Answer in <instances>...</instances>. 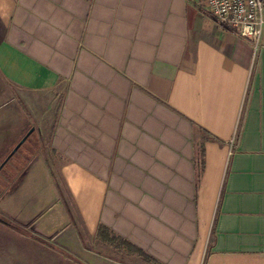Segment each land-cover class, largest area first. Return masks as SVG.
I'll list each match as a JSON object with an SVG mask.
<instances>
[{"label": "crops", "instance_id": "obj_1", "mask_svg": "<svg viewBox=\"0 0 264 264\" xmlns=\"http://www.w3.org/2000/svg\"><path fill=\"white\" fill-rule=\"evenodd\" d=\"M205 11L0 0V222L17 199L45 218L49 181L58 231H106L150 264H264V44ZM46 90L48 142L31 104Z\"/></svg>", "mask_w": 264, "mask_h": 264}, {"label": "rangeland", "instance_id": "obj_2", "mask_svg": "<svg viewBox=\"0 0 264 264\" xmlns=\"http://www.w3.org/2000/svg\"><path fill=\"white\" fill-rule=\"evenodd\" d=\"M195 1L205 11L201 0ZM38 94L35 93V100L31 103L32 112L41 110L45 117L34 118L33 125L35 130L43 132L44 142H48L60 98L53 95V90ZM55 190L56 187L48 181V213L45 218L42 215L39 221L35 220L37 213L34 212L39 210H34L32 200L30 207H22L26 202L22 199H17L16 205L9 207L11 226L0 222V264H150L112 235L98 233L90 238L81 233L79 237L71 235L66 228L58 231L64 219L60 216L61 207ZM28 215L30 218H27ZM38 223L45 225L46 229H40ZM204 252L205 244L202 257Z\"/></svg>", "mask_w": 264, "mask_h": 264}, {"label": "built area", "instance_id": "obj_3", "mask_svg": "<svg viewBox=\"0 0 264 264\" xmlns=\"http://www.w3.org/2000/svg\"><path fill=\"white\" fill-rule=\"evenodd\" d=\"M222 27L233 28L254 46L264 44V0H201Z\"/></svg>", "mask_w": 264, "mask_h": 264}, {"label": "trees", "instance_id": "obj_4", "mask_svg": "<svg viewBox=\"0 0 264 264\" xmlns=\"http://www.w3.org/2000/svg\"><path fill=\"white\" fill-rule=\"evenodd\" d=\"M194 165H195V169H196V186L198 184V180H199V176H200V172L203 166V149L200 145V147L197 150L196 156L194 158ZM99 233L101 234H107L106 231H99Z\"/></svg>", "mask_w": 264, "mask_h": 264}, {"label": "water", "instance_id": "obj_5", "mask_svg": "<svg viewBox=\"0 0 264 264\" xmlns=\"http://www.w3.org/2000/svg\"><path fill=\"white\" fill-rule=\"evenodd\" d=\"M31 129H32V127H31ZM31 129H30V130H31ZM27 132H29V131H27ZM20 142H21V140H19V141L16 143L15 148L19 145Z\"/></svg>", "mask_w": 264, "mask_h": 264}]
</instances>
